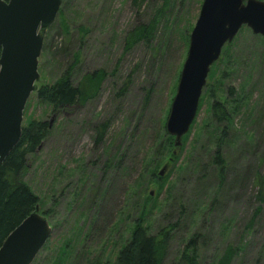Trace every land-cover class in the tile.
<instances>
[{"label":"rangeland","instance_id":"374dc122","mask_svg":"<svg viewBox=\"0 0 264 264\" xmlns=\"http://www.w3.org/2000/svg\"><path fill=\"white\" fill-rule=\"evenodd\" d=\"M203 1L62 0L41 31L22 124L46 121L49 133L22 178L52 233L33 264H117L139 218L167 233L161 264H188L186 251L219 264L229 249V264H264V37L244 25L224 46L181 146L166 129ZM100 70L97 93L65 112L37 97L64 74L78 84ZM231 93L247 104L216 123L212 105Z\"/></svg>","mask_w":264,"mask_h":264},{"label":"water","instance_id":"95a60500","mask_svg":"<svg viewBox=\"0 0 264 264\" xmlns=\"http://www.w3.org/2000/svg\"><path fill=\"white\" fill-rule=\"evenodd\" d=\"M61 4L62 0H0V163L21 139L23 113L39 79L41 31L54 23ZM244 25L264 37L263 0L203 1L166 123L176 148L196 118L211 66ZM51 233L49 219L36 206L3 242L0 264H32Z\"/></svg>","mask_w":264,"mask_h":264},{"label":"trees","instance_id":"16d2710c","mask_svg":"<svg viewBox=\"0 0 264 264\" xmlns=\"http://www.w3.org/2000/svg\"><path fill=\"white\" fill-rule=\"evenodd\" d=\"M147 31V28H144L143 35ZM222 57L221 55L220 58ZM104 77L105 73L100 70L86 74L78 84H74L71 75L64 74L53 83L39 86L36 94L40 101L52 108L53 112H65L94 96ZM247 101L248 96L242 98L238 95L232 96V93L227 101L216 99L212 105L213 120L216 123L232 121L233 116L242 110ZM216 128L218 129L214 127L213 132ZM105 131L106 124H102L97 142L103 139ZM48 133L49 122L46 121H31L23 125L18 145L0 163V247L8 235L35 210L40 202L39 196L23 181L22 174L28 166L29 156L40 148ZM217 162H223L220 154ZM147 167L145 162L143 173ZM152 174L155 176V172ZM136 221L130 240L118 252L117 264H161L168 244L167 233L150 234L147 226L143 225V218ZM189 243H193V240ZM233 252L229 249L219 264H229ZM181 258H187L188 264H195L187 251ZM35 261L36 258L32 264ZM54 263L47 261V264Z\"/></svg>","mask_w":264,"mask_h":264}]
</instances>
